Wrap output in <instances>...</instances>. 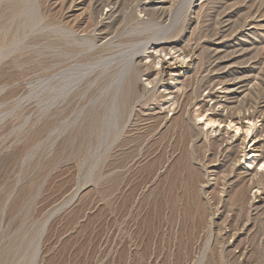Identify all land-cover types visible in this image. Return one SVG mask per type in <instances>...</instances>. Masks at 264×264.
Returning <instances> with one entry per match:
<instances>
[{"label": "rangeland", "instance_id": "obj_1", "mask_svg": "<svg viewBox=\"0 0 264 264\" xmlns=\"http://www.w3.org/2000/svg\"><path fill=\"white\" fill-rule=\"evenodd\" d=\"M62 1L0 0V264H264V199L233 202L227 169L207 160L214 132L189 127L201 122L205 77L233 71L240 101L254 69L264 72V18L247 22L244 35H257L245 57L220 60L222 73L199 51L204 75L179 90V103H160L162 82L155 92L144 76L140 93L125 94L119 77L130 55L144 63L152 47L175 39L193 50L216 30L218 9L262 0H175L164 22L137 28L128 16L146 22L145 0L90 17L87 3ZM57 208L36 258L37 233Z\"/></svg>", "mask_w": 264, "mask_h": 264}, {"label": "bare ground", "instance_id": "obj_2", "mask_svg": "<svg viewBox=\"0 0 264 264\" xmlns=\"http://www.w3.org/2000/svg\"><path fill=\"white\" fill-rule=\"evenodd\" d=\"M64 1H66V3L68 1L72 4L76 3L77 1L80 2V4L81 3L82 4L87 3L86 5L88 7H85V8L89 9V10L87 9L89 11V14H90L89 17L92 16V14L93 15L97 14L104 9H106V10L108 9L107 15L112 16V15H114L115 12L121 11V9H120V11L118 9L122 5V3L128 6V3L130 2V0H64ZM126 1H129V2H127V4H126L125 3ZM131 1H132V3H134L136 0H131ZM137 1H139V0H137ZM141 1H143V0H141ZM145 1L146 2L140 3V7L138 8V11H139L138 13L139 14L143 13V15L148 16L149 19L147 21L145 20L146 22H144L143 20H140L138 18H135L134 14H132V12L128 16L129 17L128 19H130L131 22H134V25L136 26V28L137 27H146L148 21H152V23H153V21H158V22L163 21L164 22V20L169 16V12L170 11L172 12L173 8L171 9V7L173 5H175L174 4L175 0H145ZM244 1H246V0H243V2ZM233 2H234V0L232 1V3ZM235 2H236V0H235ZM246 2L244 3V5L239 4L240 7H242V8L238 9V7H239L238 6L234 11H232L233 10V7H232L231 11L228 13L225 12V11H227L225 8H222L221 10L218 9L217 11H219V12H218L216 22H215L216 28H214L216 30L215 31L212 30L213 31L212 34H210V32H209L210 35H206L204 37L202 43H200V45H198V46L195 45L196 47L194 46L195 47L194 49L191 47V49H193V50H188V47H189L188 44H186L188 46L187 48L186 47L184 48V46L181 44L183 47L181 46L178 49V47H177V46H179L178 42L182 43L183 41L182 40L179 41L178 39H175L176 38V36H175V38H174L176 41L175 43H169L167 40V43H164L163 45H157V46L152 47L151 51L146 56L148 61H146L144 63L141 61V59L136 60L135 56L130 55L131 56L130 59L123 66L122 74L120 73L121 75H119V77L123 76V78L122 77L121 78H122V84H123L124 90L126 92L125 94H129V95H135L136 94L137 95L138 93H140L143 90L142 89L143 87H141V85L139 84L138 78L140 76H144L145 77L144 82H146L147 84H151V88L155 92H158L156 89V86H159V84H161V82H162V84L160 85V88H163V89L161 92L159 91V97L163 98V99L160 103L165 104V105H169V104L171 105L173 103L175 104L176 102L179 103L178 102L180 100L179 99L180 98L179 90H182V87H184V86L186 88L187 84H189V87H190L189 81L191 80V78L194 76L196 78V77H198L197 75L199 73H201V75H202V73H204V71L202 72V69H204V68H200V64H201L200 62L202 59L200 60L197 57L199 51H200L199 52L200 54H201V52H204V54L206 53V56L208 58L212 59L213 64H214L212 67L213 71L214 70H220V69L225 71L223 69L225 66L224 67L221 66L223 68L220 67V60L223 57L229 58L231 55H234V54H238V57L242 56V55L244 56L245 52L248 53L247 47L249 45H247V43L249 44V42H247V41L249 40L250 36L252 37L251 39H253L254 34L257 33V32L253 33V32L248 31L247 35L246 34L244 35L243 28L245 26H247L246 25L247 22H249V21L251 22V21L255 20L256 18H257V21L259 19H262L261 17L264 18V0H262L261 2L258 1V3L257 2L256 3H254V2H250V3L247 2L246 3ZM241 3H242V1H241ZM229 4L231 7L232 4L231 3H229ZM235 5L237 6V2ZM122 7H123V5H122ZM230 7H228V8H230ZM86 9H84L85 12H82V13H88V12H86ZM188 10H189V8H188ZM228 10H230V9H228ZM185 11H186V8H185ZM236 14H238V16H237L238 19L240 17V19L242 20V21H240V22H242V24L240 23L241 26H239L238 28H237V26L240 24L238 23V25H236L237 17L234 16ZM126 15L127 14H125V16ZM143 17H145V16H143ZM233 17H236V19L234 18V20H236V21H234L232 19L233 20V23H232L230 19ZM92 18H94V17H92ZM126 18H125V20H126ZM257 21L255 20V22H257ZM160 24H162V23H160ZM160 24H158V26ZM255 24H257V23H255ZM152 25H154V24H152ZM165 25H166V22H165ZM90 26H91V24L89 25V27ZM162 26H164V24ZM167 26H168V24H167ZM235 26H236V28H235ZM140 31H141V29H140ZM206 34H208V33H206ZM174 35H176V33H174ZM177 36H178V33H177ZM229 38H233L234 41H232L231 43H228ZM200 39H202V38H200ZM262 39H264V37ZM170 40H171V36H170ZM187 41L190 42L189 40H187ZM109 42L110 41H106L105 43L103 42V44L99 45L100 46L99 48H98V46L96 48H98L99 50L100 49L106 50V48L109 46V44H111ZM184 42L186 43V41H184ZM252 49H254V48H252ZM254 52H253V54H254ZM191 53H194V55L196 54V57H197V58H195L196 60L194 59L195 56H192ZM255 53H257V52H255ZM248 57H250V56H248ZM250 59H252V58H249V60ZM227 60H229V59H227ZM252 60H254V59H252ZM259 60H257V61H259ZM224 61H225V59H224ZM240 61L242 62V60H240ZM148 62H149V64H153V65L155 64L157 66V68H153V67L149 66ZM261 62L263 63L264 59ZM109 63H111V62H109ZM107 64H108V62H107ZM121 64H123V63H121ZM261 65H263V64H261ZM252 67H254V66H252ZM257 68L258 67H256L254 70L259 71L258 75H256L257 72L255 73V76H253L254 74H252L253 77L251 75H250L251 77L248 75L250 78H247L245 80L247 85L245 84L246 87L242 88L243 89V92H242L243 95H242V99L240 101L234 100V92H237V91H234V89L236 87H238V85L236 84L237 86L234 89H232L233 86L231 84L234 83L238 78H236L237 75L234 77V75L232 73L233 71L231 73H228V74H226L224 72L225 73L224 75L222 74V75H218V76L212 75L213 77H210V76H207L205 78L203 77L204 78L203 82H201V84L199 85L200 87L199 86H197V87H199L200 89L206 90L207 93L203 97V99L200 100L199 102L196 100L197 103L195 104L200 109L201 114L198 115V118L201 119L200 120L201 122L200 123L199 122H192L189 120V122H192V124L189 125L190 129L192 131H194L197 135H198V133H201V135H202V133H204L205 131L208 132L210 130L211 131L208 132V134L211 132H214V137L211 138L208 143H210L212 145L211 148H215V150L212 149L214 152L211 150L213 153L211 154V156H209V159H207V160H209V162H213V161L217 162L218 166L216 168H211V169H216V171L219 168L227 169L228 174L230 175L229 176L230 177L229 187L234 185V191H233V193H231L230 199L236 203L242 202V204H243V200H245V201H247V204L249 207H254L253 205L256 202H259L260 200L262 201V199H264V172H263V170H264V72H262V74H259L261 72ZM208 69L210 70V67ZM209 70H206L205 72H207ZM220 72H221V70H220ZM213 73H215V72H212V74ZM245 78H246V76H245ZM241 79H243V78H241ZM118 81H120V80H118ZM193 83H194V81H193ZM240 83H242V82H240ZM191 84H192V82H191ZM233 85H235V84H233ZM215 86L217 87L216 89L214 88ZM189 89L192 90L191 88H189ZM195 89H196V87H195ZM242 89L239 90V92L242 91ZM164 92H166V93H164ZM190 93L192 94V92H190ZM190 93L184 94L185 99H184V101L182 100L183 106H185V104H186L185 100H187ZM128 97H130V96H128ZM181 97L183 98L182 95H181ZM192 103H190V104H192ZM209 103H211V105H209ZM188 105L186 104V106H188ZM193 105H194V103H193ZM157 112L155 113L153 111V113H151L152 117L157 116L159 114ZM257 121L261 122V125L259 126L260 128H256V126H255V123ZM184 122H186V121H184ZM187 122H188V120H187ZM201 123H202V127L200 126ZM186 126H187V124H186ZM230 129H232V131H230ZM194 132H193V134H194ZM240 132H241V134H240ZM198 136H197V138H198ZM202 137H204V136L202 135ZM208 137H210V136H208ZM193 139H191V140H193ZM207 140H208V138H207ZM189 143H187V145ZM194 143H196V141ZM190 146H191V144H190ZM241 162L244 163V166H242V167L240 165ZM257 166H259L258 170L256 169ZM229 187H227L228 188L227 190L223 189V190H225L223 192H225L226 195L230 194L229 191H231V190H229L230 189ZM60 209L61 208H57V209H54L53 211H51L47 215V217H45V220L41 224V228H40V230L36 236L37 237L36 238L37 239V249L35 250L36 251L35 257L36 258H37V256H36L37 252L39 250L38 245H39L40 240L43 236L45 228L47 227L48 222L51 219V217L54 214L58 213V211ZM219 235H221V234H219ZM224 236H219V238H218L220 246L222 244V241L225 239ZM230 236L235 237L236 234L231 233ZM222 250L223 249L221 248V251L219 253L220 256H221V252H223ZM33 253L34 252H32V255H33ZM240 254H241V256L244 254L246 255L245 249H243V251ZM31 262H33V264H34V262H36V260L31 261ZM31 262H30V264H31Z\"/></svg>", "mask_w": 264, "mask_h": 264}]
</instances>
